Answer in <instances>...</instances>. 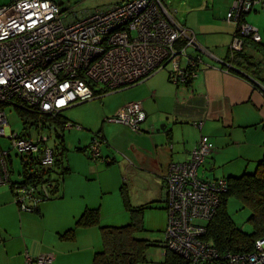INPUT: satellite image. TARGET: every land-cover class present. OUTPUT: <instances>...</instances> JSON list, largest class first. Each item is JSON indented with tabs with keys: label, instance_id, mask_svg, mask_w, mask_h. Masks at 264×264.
<instances>
[{
	"label": "built area",
	"instance_id": "built-area-1",
	"mask_svg": "<svg viewBox=\"0 0 264 264\" xmlns=\"http://www.w3.org/2000/svg\"><path fill=\"white\" fill-rule=\"evenodd\" d=\"M259 9L264 0H232L226 21L235 27L229 57L241 52L244 42L260 43L256 28L244 17ZM204 53L194 34L180 25L161 0H123L71 17L48 0H15L0 7V138L10 149H0V185L9 184L10 150L26 156L39 155L43 167L53 164L52 149L38 123V137L20 136L10 131L5 106L25 108L40 117L56 119L59 112L104 95L138 84L172 65L170 81L181 83L190 74L186 67L201 64L188 50ZM189 50V51H190ZM185 63L181 66V58ZM231 68L229 62H224ZM100 85L101 90H96ZM145 113L140 102H131L106 118L135 134L142 132ZM73 125L65 123L64 129ZM196 127L201 124L196 123ZM101 142L88 148L92 160H100ZM211 147L201 137L186 162L171 163L163 177L167 225L165 251L173 252L190 264H264V237L255 241L251 253H219L208 241L206 223L215 215L220 194L226 191L222 179L204 181L199 168ZM12 164V163H11ZM47 185L15 186L14 199L21 211H32L47 196ZM39 192L41 194H39ZM51 254L26 256V264H52Z\"/></svg>",
	"mask_w": 264,
	"mask_h": 264
},
{
	"label": "crops",
	"instance_id": "crops-1",
	"mask_svg": "<svg viewBox=\"0 0 264 264\" xmlns=\"http://www.w3.org/2000/svg\"><path fill=\"white\" fill-rule=\"evenodd\" d=\"M244 19L246 22V16ZM234 31L232 24L222 32L191 31L210 59H202L199 52L189 53L199 54L201 64L188 84L176 86L169 81V71H159L121 89L130 93L121 102L115 104L110 98L121 90L102 95L97 99L100 104L104 97L108 98L102 104L103 118L90 137L84 136L80 123L64 118L73 125L64 131L74 130L80 135L67 143L63 131L68 171L57 198L38 205L36 213H24L15 204L8 186H0V264H26V256L36 258L42 254H51L52 264H92L94 255L102 249L100 228L112 227L117 221L107 220L104 214L112 201L120 214L123 210L127 214L121 196L125 190L128 196L132 195V208H147L143 218L150 210L166 213L163 177L167 168L171 163L188 161L201 137H206L211 147L206 157L210 180L235 177L254 169L264 158V82L224 65ZM224 38L228 43L221 44ZM131 102H140L146 116L141 133L135 134L121 124H105L104 115H114ZM196 123L201 126L196 127ZM161 126L163 130L159 129ZM95 139L101 142L100 160H92L88 154ZM220 166L222 172L216 174ZM86 210H98V224L76 227ZM127 216L123 217L125 224L130 220ZM155 217L152 227L164 232L167 216L158 225V216ZM70 229L73 238H61ZM149 241L154 247L147 251L146 261L163 262L162 241Z\"/></svg>",
	"mask_w": 264,
	"mask_h": 264
},
{
	"label": "trees",
	"instance_id": "trees-1",
	"mask_svg": "<svg viewBox=\"0 0 264 264\" xmlns=\"http://www.w3.org/2000/svg\"><path fill=\"white\" fill-rule=\"evenodd\" d=\"M249 44L254 46L255 52H260L264 55V46H262L261 42L253 43L245 41L242 51L235 53L232 59L229 57V52L227 53L226 61L231 64L230 70L237 68L249 77L264 82V78L260 77L261 70L258 67L259 63L255 62L253 57L246 51L247 48H249ZM192 58H194V56H192ZM197 69L198 65L194 68L186 67L188 73L193 71L197 74ZM192 79L190 74H188L183 82L174 85L188 84ZM103 92L104 94L107 93V91ZM14 109L22 121L26 120L24 121V125L29 121V127H34V129L37 130L35 125L37 126L38 123H41L43 125L41 128L44 134L52 131L55 133V142L51 147L53 152L52 166L43 167L39 162V155L26 156L27 159L25 163L23 162L24 157L17 153L16 156L19 157V164L21 166V173L18 174V176L21 177V180L16 181L10 178L9 184H6L13 193V197L15 196L14 188L17 185H30L35 187L38 185H47L48 195L45 196L39 192L42 198L32 211L24 212L19 209L21 212L33 214L37 212L38 205L57 198L61 182L68 171L65 164L66 149L63 141V131L66 122L64 117L61 116V112H59L56 119L53 120L49 117H40L38 114L31 113L25 108ZM25 130L26 129H23L26 134ZM24 133L23 135H25ZM45 136L49 141V136ZM48 141L47 143L42 142L41 147L48 145ZM8 163L12 165L11 157L8 159ZM9 168H11L10 174L12 175V166H9ZM252 171V173H247V171L235 177L229 176L222 178V180L226 182V191L220 194V202L217 206L215 215L205 224L206 235L203 238L216 248L219 253H251L254 250L255 241L264 237V158L257 162ZM121 196L123 198L124 207L130 217L129 223L121 227L100 228L102 249L94 255L92 264H142L146 262L147 251L151 247H154L152 241L138 237V234L144 231L143 215L147 208H132L129 203V196L125 190L121 191ZM231 200H236L242 209L248 210L249 215L246 222L250 226L251 232L248 233L243 231L232 219L228 210V204ZM165 210H167L166 203ZM98 220V210H86L76 221L75 226L79 228H88L97 225ZM73 235V229H70L61 235V238L72 239ZM161 243H163V241ZM162 263L190 264V261L183 259L173 252L166 251ZM222 264L225 263L222 262Z\"/></svg>",
	"mask_w": 264,
	"mask_h": 264
},
{
	"label": "rangeland",
	"instance_id": "rangeland-1",
	"mask_svg": "<svg viewBox=\"0 0 264 264\" xmlns=\"http://www.w3.org/2000/svg\"><path fill=\"white\" fill-rule=\"evenodd\" d=\"M15 0H0V7L7 6L11 4ZM56 5L59 6L60 10L63 11L65 14L73 16H79L80 14L91 12L99 8L109 7L116 4L122 3L123 0H48ZM126 1V0H125ZM163 4L166 6L167 10L170 12L172 17L182 26H184L189 31H196V30H208V31H219L222 32L223 29H226L229 27V24L226 21V9H228L229 4L231 0H161ZM246 22L256 28L259 32V35L262 39L261 44L264 46V15L260 10L257 11V13H250L246 15ZM224 32V31H223ZM225 36H227L225 34ZM216 36H213V38ZM212 36H209V39H211ZM227 38H224L222 43H226ZM228 43V42H227ZM204 47H202L203 49ZM190 50V49H189ZM188 50V53H192L193 51ZM205 50V49H204ZM247 53L253 57L255 62H258L259 69L261 70L260 77L264 78V55L260 52L254 51V46L252 44H249V48H247ZM191 56V55H190ZM202 59H210L206 53L201 54ZM185 63V58H181V66H183ZM172 65H167L164 69L161 70V72L166 73L167 71H171ZM102 87L98 85L96 87V90H101ZM128 94L130 93H124L122 90L112 93L111 97L112 101L115 100V104L118 101H122L125 99H128ZM103 99V98H102ZM106 97H104L105 101ZM102 102V104H103ZM100 104V101L95 99L93 101L84 102L82 104H78L75 106H72L68 109H65L61 112V116L66 119H74L76 122L80 123V126L84 129L83 133L86 137L87 135L90 137L92 133L96 132L95 130L99 129V125L102 121V112L104 111V106ZM108 104V106L111 104ZM105 104V109H106ZM106 111V110H105ZM5 113L7 122L10 128V131L14 134H18L20 136H29L32 140H36L38 137V132L34 127H29V124L27 121V124L24 125V121L20 118V116L17 114L16 110L12 106H5ZM105 118L111 117L113 115H104ZM105 124L109 123L106 120ZM107 122V123H106ZM23 129H26V134L24 133ZM28 132V134H27ZM23 133L25 135H23ZM44 135L49 136L48 146L51 148L53 146V143L55 142V133L52 131L50 133H45ZM80 134L77 131L70 130V131H64L65 140L67 143H69V139L72 137L76 138ZM0 149L2 151H8L10 149L9 141L0 138ZM10 157L12 159V175L11 178L13 180L19 181L21 180V177L18 176V174L21 173V166L19 164V157L16 156L17 152L15 150H10ZM209 166V162L206 159V162L203 164L202 167L199 168V177L200 179L204 181H210L209 178H211L209 172L207 171ZM222 167L220 166L216 168L215 173L221 174ZM204 169L206 170L205 174H203ZM253 170V169H252ZM251 169L247 173H252ZM208 178V179H207ZM1 186V185H0ZM2 186H7L6 184ZM139 193V192H138ZM129 194V192H128ZM140 194V193H139ZM117 197V196H116ZM132 198V195H129V199ZM111 200L113 198H110ZM114 205V207L112 206ZM112 205L108 208L107 211H104V214L107 218V220L113 221L114 218L117 219L115 221V225H112V227H121L126 225L123 222V217L125 219L128 218L126 212L123 210L121 211V214L119 210L116 208L115 202L112 201ZM164 206V205H163ZM228 210L229 214L231 215L234 222L245 232H251L250 226L247 224L246 220L248 218L249 212L247 209H242L239 203L236 200H231L228 204ZM157 211H147L143 218L144 223V231L142 233L138 234V237L148 238L149 240H156L157 242L164 240V232H161L159 230V227H152V222L154 224V218H157V225L161 224V220H166V213L165 212ZM32 214V213H30ZM113 217V218H111ZM122 217V218H121ZM107 227V226H106ZM162 248L164 246V243L161 244ZM164 250V249H163ZM164 252H166L164 250ZM142 264H163L162 260L159 261H146Z\"/></svg>",
	"mask_w": 264,
	"mask_h": 264
},
{
	"label": "water",
	"instance_id": "water-1",
	"mask_svg": "<svg viewBox=\"0 0 264 264\" xmlns=\"http://www.w3.org/2000/svg\"><path fill=\"white\" fill-rule=\"evenodd\" d=\"M159 129H160V130H163V126H161Z\"/></svg>",
	"mask_w": 264,
	"mask_h": 264
}]
</instances>
